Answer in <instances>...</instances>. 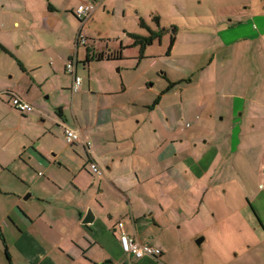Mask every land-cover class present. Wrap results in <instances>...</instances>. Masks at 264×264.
Returning <instances> with one entry per match:
<instances>
[{"label": "crops", "instance_id": "crops-1", "mask_svg": "<svg viewBox=\"0 0 264 264\" xmlns=\"http://www.w3.org/2000/svg\"><path fill=\"white\" fill-rule=\"evenodd\" d=\"M82 3L90 4L0 0V176L12 178H0V264H206L208 236L214 264H244L227 240L264 231V0H199L201 46L215 47L199 70L204 81L183 88V80H169L177 87L159 96L144 88L146 72L137 74L141 50L123 65L132 72L127 84L106 64L124 59L130 44L94 52L86 40L75 51L76 39H64L65 15ZM99 54L113 58L94 60ZM70 60L73 74L66 72ZM74 76L81 79L76 92ZM192 89L202 103L191 100ZM179 92L186 95L181 108L160 106L162 95ZM12 97L34 110L15 111ZM193 114L197 130L176 147V122ZM64 127L78 130L82 143L60 150L51 130L63 134ZM119 223L161 256L124 253ZM259 257L264 264V250Z\"/></svg>", "mask_w": 264, "mask_h": 264}, {"label": "rangeland", "instance_id": "rangeland-1", "mask_svg": "<svg viewBox=\"0 0 264 264\" xmlns=\"http://www.w3.org/2000/svg\"><path fill=\"white\" fill-rule=\"evenodd\" d=\"M86 1L90 2V4H93L95 7V11L91 16V19L86 22L83 32L81 33L90 44V51L103 52L108 49L112 51L111 53H115L119 51V44L121 42H123V44H130L128 47L123 48L125 56L124 59H111V61L109 60L111 63L106 64L109 65L112 73H114L119 79L129 84L128 82L130 81L127 79L126 75L132 74V72L126 69L123 65L126 63H133V56H138L135 58H139V56H141V46L137 43L135 44L136 41L134 40V37L141 39L150 35H156L157 37L154 39L152 44L146 46L144 50L141 51L143 58L137 74L140 75L142 71L146 72V75L144 76L146 80L144 85L145 89L151 88L153 89L155 96H159L168 92L164 89L170 86L169 80H173L174 82L177 81V85H180V82H182V85L178 87L183 88L186 87L185 85L188 80H193L194 83L204 81L201 73H199V70L201 66H204V62L208 58L206 56L207 51L209 50L210 53L215 47L208 48L201 46L203 37L200 34L203 29V25L201 24L200 17V10L202 9V6L198 4L199 0ZM170 6H172L173 9H170ZM65 17L67 18V22L62 25V34L64 35V39L66 41L71 40L73 43L76 36L80 32L79 30H81V24L75 15L70 12V10L67 11ZM155 17H157V22L154 20ZM172 38H175L176 42L173 48L172 45L170 46ZM191 45H194V48H191ZM130 69L132 68L130 67ZM82 71L83 66L79 63L78 72L83 74ZM213 71H215V67ZM147 76H150L151 78H148ZM179 80L183 81L179 82ZM175 87L172 86L168 88L169 92L174 90ZM188 94L193 102L198 101V103H202V99H197L194 89H192L191 93ZM185 98L186 95H184L183 92L176 93V95L172 96L169 100H165L168 99V97L162 95L160 106L173 102L179 109L184 104ZM210 101V105H212L213 98ZM193 107L194 105L192 104L191 108ZM80 108L83 112L86 111L85 105L84 107L81 105ZM159 111L164 119L165 117L167 118L166 111H163L162 108H160ZM68 116L66 115L68 123H73L70 109ZM178 118L180 120V117ZM194 120L193 114L184 118L181 122H176L177 136L174 137V139H176V147L184 144L185 134L189 133V130L191 132L197 130V126L199 124H197ZM181 129H185V132H181ZM62 135L63 134L59 129L51 130L50 139L60 150L73 146L66 145ZM0 151H2L1 147ZM70 151L71 149L67 150V153ZM49 156L50 155H48V157ZM21 163H23V161ZM15 167L16 166L14 164L10 167V169L13 170ZM38 172L44 174L42 173L44 172L43 169H38L36 174H38ZM217 172H219V169ZM10 175V173L5 172L0 176V178L12 180ZM257 187V184H255V187L251 185V189L255 192L257 191ZM233 196L239 201V204L245 203L241 193L237 190L233 192ZM25 198L27 199L28 197L25 196ZM251 215L252 217H255L253 212H251ZM177 238L179 237L177 236ZM208 238L209 239H207L206 244L203 246L201 251H204L206 264H214L216 250L212 248L214 243L210 244L211 241L209 236ZM227 243L228 249H235L241 252V260H245L244 264H258L260 251L264 250V231L258 228V232L255 235L253 234V236H250L249 240L246 239L244 234L237 235L236 233L233 240H227ZM231 243L233 244L231 245ZM239 245H244L245 248L249 249L250 257L246 258L243 256L248 249L245 250L242 247H239ZM200 248L201 247L194 242L195 251H200ZM218 251L221 252L220 250ZM251 255L254 257V263L251 261ZM231 256H233V254ZM1 257L3 259V252H1ZM235 264H237V261H235Z\"/></svg>", "mask_w": 264, "mask_h": 264}, {"label": "built area", "instance_id": "built-area-1", "mask_svg": "<svg viewBox=\"0 0 264 264\" xmlns=\"http://www.w3.org/2000/svg\"><path fill=\"white\" fill-rule=\"evenodd\" d=\"M94 11L95 7L93 4L82 3L76 8L74 15L80 22H83L84 20L89 18ZM85 44V37H83L82 35H78L74 45L75 51L78 46H85ZM66 72L69 74L74 73L73 60H70V62L66 65ZM80 83L81 79L77 76H74L72 86L73 92H76L78 90ZM10 105L15 111L21 114L31 113L34 110V108L30 104L17 97H12L10 99ZM63 138L65 144L68 146L75 145L81 142L79 131L70 127L63 128ZM83 145L87 146V144L85 143H83ZM89 169L93 175H101V171L95 163H90ZM118 226L120 230L119 244L124 253L132 255L135 259H141L143 257L159 258L161 256L162 253L159 249L141 243L135 237H131L130 235L125 233L123 231L121 223H119Z\"/></svg>", "mask_w": 264, "mask_h": 264}, {"label": "trees", "instance_id": "trees-1", "mask_svg": "<svg viewBox=\"0 0 264 264\" xmlns=\"http://www.w3.org/2000/svg\"><path fill=\"white\" fill-rule=\"evenodd\" d=\"M155 21H157V18H154ZM157 36L156 35H150L146 38H138V37H134V40L136 41L137 44H139L141 46V51L144 50V48L148 45H151L152 42L154 41V39L156 38ZM173 44V39H171V42H170V46ZM113 57H110V56H103L101 54L97 55L96 57H94V60L96 61H100V60H103V59H111ZM172 86V85H170ZM157 101L154 102V104H156Z\"/></svg>", "mask_w": 264, "mask_h": 264}, {"label": "water", "instance_id": "water-1", "mask_svg": "<svg viewBox=\"0 0 264 264\" xmlns=\"http://www.w3.org/2000/svg\"><path fill=\"white\" fill-rule=\"evenodd\" d=\"M84 224H90V222H85ZM197 245L200 243V240L196 241Z\"/></svg>", "mask_w": 264, "mask_h": 264}]
</instances>
